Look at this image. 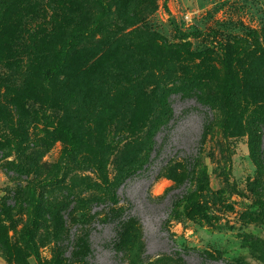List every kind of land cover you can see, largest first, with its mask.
<instances>
[{"label": "rangeland", "instance_id": "1", "mask_svg": "<svg viewBox=\"0 0 264 264\" xmlns=\"http://www.w3.org/2000/svg\"><path fill=\"white\" fill-rule=\"evenodd\" d=\"M256 202L264 0H0V264H80L85 227L124 264L118 206L150 260L264 264Z\"/></svg>", "mask_w": 264, "mask_h": 264}, {"label": "trees", "instance_id": "2", "mask_svg": "<svg viewBox=\"0 0 264 264\" xmlns=\"http://www.w3.org/2000/svg\"><path fill=\"white\" fill-rule=\"evenodd\" d=\"M56 66H48L43 70V74L46 78L55 74ZM73 138V137H72ZM71 142V147L77 143L78 138L74 137ZM153 147V146H152ZM71 149H68L67 152H70ZM114 203H117L114 201ZM260 208H264V202H256ZM122 207H114L110 210L104 212L103 221L114 220V236L111 239V246L119 258V260L124 264H157V261H162L163 264H188L182 255V250H177L170 253H160L154 257V260H150L151 258L144 255V240L142 238L143 233L140 232L139 229L135 226V220L133 218H122ZM99 213V212H98ZM98 213L95 216L91 215L88 219L89 221H93L95 217H97ZM135 226L133 233H131L130 229ZM89 231L88 227H85V230L81 233V237L79 240H73V249L71 255H77V247L82 245L83 250L78 256L75 257V261L80 264H89L87 257L91 253L90 241H89ZM173 240V239H172ZM29 243V247L32 250V253L39 260V254L36 249L35 242L32 239H27ZM67 240L62 237V235H58L56 237V253L58 256V261L62 262L66 258V244ZM76 247H75V246ZM201 253V252H199ZM206 256V254H204ZM71 256V257H72Z\"/></svg>", "mask_w": 264, "mask_h": 264}]
</instances>
